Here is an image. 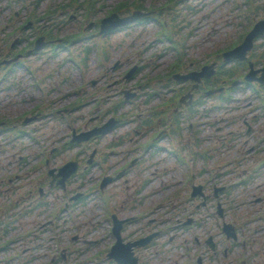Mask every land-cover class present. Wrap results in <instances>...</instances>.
Masks as SVG:
<instances>
[{"label":"rangeland","instance_id":"obj_1","mask_svg":"<svg viewBox=\"0 0 264 264\" xmlns=\"http://www.w3.org/2000/svg\"><path fill=\"white\" fill-rule=\"evenodd\" d=\"M68 1L69 0H54V3L61 4V3H66ZM117 1L119 0H104V3H105L104 8L107 7L106 5L110 6L116 3ZM144 1L154 2L155 0H144ZM165 1L166 0H156V4L160 5L161 2H165ZM262 1L264 3V0ZM50 2L51 0H41L39 4L40 8L38 12L45 10V7H47L48 4L50 5ZM3 3L4 1L0 0V25L8 23L9 28L12 29L14 28L13 26L16 24V22L20 24L25 22V20L28 17L27 9L23 10L21 8L20 14L17 13L16 19L14 18L12 20L11 19L12 11L4 12L3 10H1L3 9ZM25 5L27 4L24 3L20 5V7L24 8ZM33 6L34 5H31L30 9L33 8ZM68 13L75 15V18L74 20H72L71 24H67L68 22L66 21L68 20L67 18L68 16L66 14H64L63 17H61L62 20H65V24L63 25L58 23L60 16L57 15L53 18L55 21H58L57 24L60 25L59 27L60 29H58V33H57L60 38L67 36L68 34L77 32L80 29L79 28L80 26L78 25V21L80 20V16L78 15V13H80V11L78 10V13H77L72 10V11H69ZM220 13L222 14V16L218 20H213V24L210 21L209 23H207L206 20L205 21L203 20V23L196 29V31L199 32L198 45L194 47L193 45L195 44H193L192 42L189 43L188 49H187V51L189 52L188 53L189 57H195V58L200 57V60H203L207 58L208 55H212L214 50L224 48L230 42L231 37H234L239 33L241 29L234 23L235 21L234 16L231 14L230 10H224ZM200 14L201 12H199L198 15ZM260 14H261L259 15L260 17L264 15V9L260 12ZM104 16H105V11L97 10L95 7L94 16L92 20L97 22L99 19H101ZM33 25H34V22L27 23V26L24 27V30L31 34L37 33L36 31L34 32V29H30V26H33ZM87 25L88 23L86 24V26ZM153 26L155 28L156 24L153 23ZM139 29H140L139 25H136L130 29L119 30L113 34H110L107 37L106 39L107 47L109 48V51H110V56L108 58L109 60L107 63L111 65L113 64V61H115V58L118 59V57H121L120 59L121 62L119 63V66H117L116 68L109 67L108 75H107L108 77H110L111 74L113 75L118 74L121 70H123L126 67L127 61H124L125 58L127 57L131 58L130 64H132L134 60L141 58V55H142L141 51L137 53L136 47H140L137 45H140L141 43H142L143 48L146 47V45L143 43L145 41L144 38L148 31L146 27L145 29H143V31H141L138 37L136 36L133 37V35ZM150 35H151V32L146 37H149ZM152 36H154V33ZM11 37L15 39L16 34L12 35ZM1 38L2 36L0 35V53L3 54L7 52V47L4 43L3 44L1 43ZM95 42L96 41L94 40L91 41V46L92 48L93 47L94 48L89 54L88 59L86 60L87 66L90 67L88 71L90 69L91 71L86 74H82V70L79 69V67L76 68L75 66H73V63L70 60H68V56L73 53L75 54L79 53L80 57L79 56L77 57L78 60L82 58L81 50L83 49V46H84L82 41H79L76 44L70 45L64 49H61L60 47H58L57 48V50H59L58 56L45 58L43 57L44 54H41L40 56L34 57L32 60L33 63H31V65L33 64V69L38 67L40 72H43L42 74L37 75L36 79H33V76L30 73H27V71L25 72L26 65L24 66H20V64L17 65L15 68L17 70V78L19 79V85L17 86V88L15 89L13 87L14 86V82H12V79L14 78V75L12 74L13 72H10L9 78H7V80H4L0 85V112L7 114L8 112H10V109L12 111L19 110V109L21 111H24V109L30 108L33 103H37L41 98L39 97L40 92L38 93L37 88H35V86H33L32 83L40 81L43 74L47 75L46 80L43 81V85L51 89H54L53 91H51L52 94H54L55 90L58 91L56 92L58 97H60L61 91L63 92V95H65L66 93L69 95L71 92H74V89L76 88V84L80 81V75H82L81 80L82 78L84 80V78L86 79V78H90L93 76L94 77L100 76L102 74V71H98L99 68L97 67L96 60H94L95 50L97 49L95 47L97 45L95 44ZM142 47H141V50H142ZM17 48H20V46H18ZM148 52L150 53L147 54V56L145 57V60L148 62L155 61L156 67H154V72H160L162 70H167V66H168L167 63L173 57V55L167 54L166 57L157 56V54L161 52V48L160 47L158 48L156 46L150 49ZM123 56L125 57L122 58ZM143 74L144 73L139 74L137 78L138 79L142 78ZM134 80H132L131 82H134ZM131 82L129 84H131ZM86 90L90 91L89 88H87ZM8 95L10 97H14V102H15L14 107H11V108L7 107L8 101H11L10 98L7 100ZM83 95L89 99L90 103L87 105H83L80 111L73 112V116H80L81 114L83 116L82 119H78V122L74 126L82 125L83 127L85 122L88 120L87 115L90 114L89 110H92L94 108L92 106L94 103H92L90 95L89 94H83ZM76 98H78V96L75 94L74 95L72 94L60 100L59 103L64 105L65 103L72 101ZM99 104H100V108H103L104 110L105 108L104 105L106 104V102L101 101ZM130 105L133 106L132 104L127 103L125 107L128 109H131L130 114H132L133 111L135 110L133 107H130ZM4 106H6V108H3ZM54 123H56V121L50 122L48 127H45V130L47 131L48 136H51L52 134L56 132V129L54 128V125H53ZM64 127H65L64 130H67L68 126L66 125ZM57 133L58 132H56V134ZM105 142H107L106 139L102 143H105ZM118 148H120L121 150H124V147L119 146ZM11 152H13V150H11ZM123 154H125V152H123ZM12 160H14V158H12ZM145 164L148 165L147 162ZM110 165H115V162L110 163ZM96 172L99 174L100 171H97L96 169ZM171 176L174 179V181H176V178L173 175ZM234 178L235 177H232V179ZM261 179L262 178H258L254 182L239 186L232 193V197L235 199V202L232 206L236 208V211L239 213L238 216L241 217V222H244V223L246 222L247 233L249 234L248 246H249V252L251 255L250 262H253V259H254V264H264V215H262V213L260 212L261 210H264V203L259 202L254 205V204H251L249 200H246V202L240 204L239 201L242 198H246V197H250L254 195L256 193V188L253 189V186L259 183L260 181H262ZM153 180H157L156 177H154ZM130 181H131L130 184L132 186L131 188H129L128 186L127 189L124 188L122 191H119V194L123 192L122 195L117 196V197H120L119 201L122 200L123 198H125L124 200H126V199H131L135 197V193L133 189L137 187L140 181H142L140 174L136 173L134 178H131ZM177 186L179 185L177 184ZM172 189L173 187L167 188L166 189L167 194H170ZM237 190H239V193H240L239 196L235 195ZM148 199L149 200H147L146 205H149L151 204V202H153L152 198H148ZM128 205H130V203ZM100 212H101L100 209L94 208V214H93L94 219L92 220V222L95 224H99L98 222H100V224H102L103 226L105 224V221L103 220V217L100 215ZM90 215H91V212L88 213V216ZM246 218H248L250 222H247ZM91 228L92 227L87 228L86 226H84L81 231L85 232L83 230L87 231V230H91ZM232 242L233 241L231 239L229 242L230 246ZM255 245L259 246V249H258V254L253 256V249ZM232 249L234 250V252L230 253V256L235 254L233 257L236 258L242 253V251L237 253L238 252L237 247L233 245H232ZM45 250L46 249H43V248L39 249L41 253H43ZM37 255L39 256V254ZM41 259H44V256H42L38 260H34L30 264L39 263ZM228 261L229 260H227L226 263L230 264L228 263ZM26 262L28 263V260ZM12 264H22V262L13 260ZM153 264H158V263H153ZM247 264H253V263H247Z\"/></svg>","mask_w":264,"mask_h":264},{"label":"water","instance_id":"obj_2","mask_svg":"<svg viewBox=\"0 0 264 264\" xmlns=\"http://www.w3.org/2000/svg\"><path fill=\"white\" fill-rule=\"evenodd\" d=\"M106 22H109L110 24H105V25H103V27H104V29H108V28H111V27H113V26H115V25H117V24H119V23H122L124 20H122V19H118V18H116V19H112V18H108V19H106L105 20ZM264 77V76H263ZM70 163L69 164H67V165H65L64 167H62L61 168V171L64 173V177L65 176H67L68 175V173L69 172H71V170H73V169H70V170H68L69 168H70ZM65 171V172H64ZM64 179V178H63ZM63 179L61 180V182L63 181ZM228 228V227H227ZM116 232H118V224L116 225ZM121 242L120 241H118L117 243H116V245L114 246V252H116V250L117 249H119L120 248V246H121ZM127 255H129V260H127L126 258H123V259H121L123 262H125V263H130V262H132V264H136V258H133L132 256H131V253L128 251L127 253H126ZM130 256H131V258H130ZM118 257V256H117Z\"/></svg>","mask_w":264,"mask_h":264}]
</instances>
